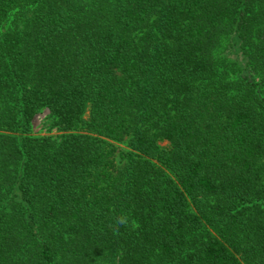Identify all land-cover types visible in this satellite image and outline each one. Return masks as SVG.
Masks as SVG:
<instances>
[{
    "label": "trees",
    "instance_id": "obj_1",
    "mask_svg": "<svg viewBox=\"0 0 264 264\" xmlns=\"http://www.w3.org/2000/svg\"><path fill=\"white\" fill-rule=\"evenodd\" d=\"M0 264H264V0H0Z\"/></svg>",
    "mask_w": 264,
    "mask_h": 264
},
{
    "label": "rangeland",
    "instance_id": "obj_2",
    "mask_svg": "<svg viewBox=\"0 0 264 264\" xmlns=\"http://www.w3.org/2000/svg\"><path fill=\"white\" fill-rule=\"evenodd\" d=\"M46 115H47V111H44V112L40 113L39 115H37V117L34 119V121L32 123L33 133L41 134V135L45 134L46 131L43 128L45 126V116ZM52 134H55L54 130L51 132V135Z\"/></svg>",
    "mask_w": 264,
    "mask_h": 264
},
{
    "label": "clouds",
    "instance_id": "obj_3",
    "mask_svg": "<svg viewBox=\"0 0 264 264\" xmlns=\"http://www.w3.org/2000/svg\"><path fill=\"white\" fill-rule=\"evenodd\" d=\"M118 224H126L127 223V219L126 218H118Z\"/></svg>",
    "mask_w": 264,
    "mask_h": 264
}]
</instances>
